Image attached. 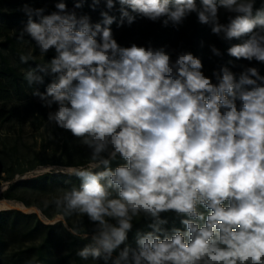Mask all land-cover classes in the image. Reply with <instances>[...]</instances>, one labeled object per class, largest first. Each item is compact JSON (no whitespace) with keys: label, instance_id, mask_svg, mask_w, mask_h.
<instances>
[{"label":"clouds","instance_id":"9594fccd","mask_svg":"<svg viewBox=\"0 0 264 264\" xmlns=\"http://www.w3.org/2000/svg\"><path fill=\"white\" fill-rule=\"evenodd\" d=\"M87 2L69 9L59 0L49 14L20 9L28 19L19 39L27 34L41 55L55 53L24 79L33 86L51 78L33 96L56 105L48 122L90 149L86 167L63 173L79 187L54 199L71 235L80 236L66 221L74 214L95 226L77 255L105 264H264V75L254 66L239 73L221 66L209 77L191 52L173 59L167 46L123 47L111 28L141 17L179 30L195 14L212 34L241 41L229 56L264 64V0L259 8L257 0H90L93 11L105 6L95 23L77 12ZM211 52L222 56L215 46ZM118 158L124 163L113 168ZM169 212L183 230L166 227ZM136 217L150 230L137 231L133 247Z\"/></svg>","mask_w":264,"mask_h":264},{"label":"trees","instance_id":"16d2710c","mask_svg":"<svg viewBox=\"0 0 264 264\" xmlns=\"http://www.w3.org/2000/svg\"><path fill=\"white\" fill-rule=\"evenodd\" d=\"M43 0H0V125L11 122L20 116V108L24 115H30L38 119V114L45 113V107L41 103H34L33 91L38 88L39 91L44 92L51 78H45V84L29 86L24 79L25 71L34 69L38 64H45L55 55L51 50L43 58H40V51L35 43L31 41L30 37L25 34L23 39H19L20 31L27 23V16L20 10L25 4L34 8H41L40 3ZM67 6L74 7L75 0H65ZM199 3V0H197ZM90 0L85 3L82 9H79L95 21L100 22V11L105 10L103 3L93 11L90 7ZM261 6V0H257L256 8ZM7 7V10H3ZM120 5L116 4V9ZM46 13L49 14L56 9L53 7L45 8ZM112 15L117 16L119 20V12L114 10ZM133 15H135L133 13ZM35 19V17H34ZM144 18L137 17L134 23H138ZM227 22V16L223 23ZM133 23V24H134ZM125 24H127L125 22ZM124 24V25H125ZM112 31L115 32L121 27H117L116 23L111 25ZM15 29L14 31H12ZM210 30L208 25H199L195 28L194 35L203 41ZM160 38L167 40L169 38V31L163 29L160 33ZM241 41H224L221 37L214 41L221 51L222 56L216 57L214 63L210 66V71L213 73L214 69H219L221 66H228L229 68L234 62L242 61L227 54V49ZM33 44L32 56L33 60L28 63H21L20 56L27 55L28 49L23 46ZM201 47L195 46L191 53L198 57L201 55ZM232 61V64L228 62ZM203 63V61H202ZM204 66V63H203ZM24 103L22 107L11 106L6 107L9 102ZM73 135L70 133L68 139ZM124 163L119 158L113 162L114 168L118 164ZM77 164H84L78 162ZM80 180L75 176H67L62 173L57 174H43L30 179H24L11 183L6 190L1 194L3 200H14L28 206L29 203L25 201L16 193L18 187H25L37 192L52 191L55 186L65 187L70 189L73 186L79 187ZM201 211H205L201 209ZM60 214V210L56 208L54 200L50 202L45 208L42 209V214L47 218H51L52 214ZM73 216V215H72ZM67 217L66 221L69 227H76L80 232V236H73L66 231L61 224H44L34 214H25L18 210H2L0 211V264H105L103 260H93L91 257L87 260L80 258L77 252L84 246L89 244V239H83L82 235L89 233L92 223H89L86 216H79L74 223L71 218ZM162 218L168 220L167 228L172 227L180 228L183 230V225L180 223L179 218L174 213H164ZM134 227L129 233V243L135 247V237L137 231H148L149 221L142 217L134 218ZM115 255V254H114ZM111 264V261L108 262Z\"/></svg>","mask_w":264,"mask_h":264},{"label":"rangeland","instance_id":"374dc122","mask_svg":"<svg viewBox=\"0 0 264 264\" xmlns=\"http://www.w3.org/2000/svg\"><path fill=\"white\" fill-rule=\"evenodd\" d=\"M59 0H43L40 6L43 8L53 7ZM69 9L73 7L67 6ZM4 7L3 10H7ZM78 13H85L81 10H77ZM87 14V13H85ZM220 20L223 23L225 17L228 15L223 9L220 10ZM92 22L95 21L91 18ZM195 14H192L179 30L174 29L171 25L168 27H162L159 22H151L147 19H143L138 23H134L131 26L125 24L115 32L114 38L123 47H130L132 44L138 46H149L159 48L167 46L168 51L173 52L172 58L175 59L176 54L187 51L191 52L195 46L201 47V61H203V72L206 76L212 77L210 66L214 63L216 58L211 52V46H218L214 43L219 39L211 33V28L203 41H200L195 35V28L199 26ZM163 29L169 31V38L163 40L160 38V33ZM13 29L12 31H14ZM3 37H0V40ZM25 46V44H23ZM29 52L33 51V44L25 46ZM54 52V50H52ZM44 55L40 54V58ZM235 65V67H233ZM241 66H254L260 70V74L264 75V64H259L255 61L249 63L246 60L234 62L230 70L239 73L242 71ZM213 82H215L213 78ZM34 103H41L38 98L33 99ZM24 103L11 101L6 104V107L20 106ZM56 105H53L52 109L45 107V113L38 114V119L30 115H24L20 108V116L13 119L11 122L0 125V201L11 202L14 205L8 208H0V210H18L25 214H34L44 224L59 223L60 214H52L51 218H47L42 214V209L45 208L50 202L58 197L63 190L67 188L61 186H55L52 191L49 192H37L35 190L18 187L16 193L29 203L28 206L21 202L14 200H3L1 194L7 187L16 181L30 179L43 174H57L65 173L70 168L86 167L89 163L90 149L83 146L80 140L72 136L70 139V132L60 129L48 122V112L54 111ZM83 162L84 164H77ZM65 175V174H64ZM72 176V175H67ZM21 204L23 206H18ZM80 215H73L71 222L74 223ZM87 217V216H86ZM88 220V218H87ZM89 221V220H88ZM89 223H91L89 221ZM94 225H91L89 238L94 229Z\"/></svg>","mask_w":264,"mask_h":264},{"label":"bare ground","instance_id":"6f19581e","mask_svg":"<svg viewBox=\"0 0 264 264\" xmlns=\"http://www.w3.org/2000/svg\"><path fill=\"white\" fill-rule=\"evenodd\" d=\"M12 205H14V204L11 202L0 201V208H8L10 206L12 207ZM18 206L23 208V206L21 204H19Z\"/></svg>","mask_w":264,"mask_h":264},{"label":"water","instance_id":"95a60500","mask_svg":"<svg viewBox=\"0 0 264 264\" xmlns=\"http://www.w3.org/2000/svg\"><path fill=\"white\" fill-rule=\"evenodd\" d=\"M1 211V210H0Z\"/></svg>","mask_w":264,"mask_h":264}]
</instances>
